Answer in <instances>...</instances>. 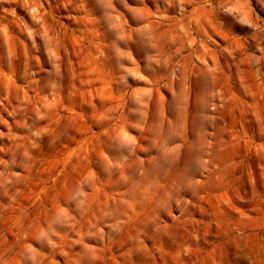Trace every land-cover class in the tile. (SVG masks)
Instances as JSON below:
<instances>
[{"label": "rangeland", "instance_id": "374dc122", "mask_svg": "<svg viewBox=\"0 0 264 264\" xmlns=\"http://www.w3.org/2000/svg\"><path fill=\"white\" fill-rule=\"evenodd\" d=\"M0 264H264V0H0Z\"/></svg>", "mask_w": 264, "mask_h": 264}]
</instances>
